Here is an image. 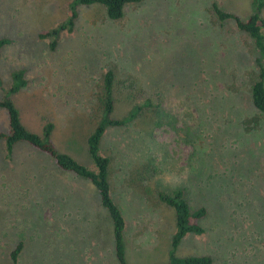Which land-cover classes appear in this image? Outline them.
<instances>
[{
  "label": "rangeland",
  "instance_id": "1",
  "mask_svg": "<svg viewBox=\"0 0 264 264\" xmlns=\"http://www.w3.org/2000/svg\"><path fill=\"white\" fill-rule=\"evenodd\" d=\"M70 0H0V98L14 69L27 83L11 93L21 124L60 153L93 169L88 136L100 114L103 74L114 75L112 116L149 100L130 122L107 128L111 194L123 217L127 264L168 261L175 211L159 191L181 188L203 207L200 234L178 257L210 264H264V115L251 102L258 78L253 38L211 3L245 20L253 0H143L119 19L100 4L78 6L71 32L39 37L64 21ZM264 17V8L261 11ZM0 107V130L7 131ZM87 180L60 170L45 153L0 139V264L21 243L16 264H119L113 226Z\"/></svg>",
  "mask_w": 264,
  "mask_h": 264
},
{
  "label": "trees",
  "instance_id": "2",
  "mask_svg": "<svg viewBox=\"0 0 264 264\" xmlns=\"http://www.w3.org/2000/svg\"><path fill=\"white\" fill-rule=\"evenodd\" d=\"M141 1L143 0H70L68 3L69 14L67 18L57 26L39 32L38 35L40 38L53 36V40L50 44L53 48L56 39L62 31L66 30L71 32L73 30L75 20L78 17V6L100 4L104 6L109 18L119 19L122 17L124 7L127 4ZM253 3L255 7L254 12L245 20L239 18L232 12L221 9L217 2H212L211 7L213 14L218 20L224 21L232 19L237 29L246 32L254 40L260 57L257 59L258 78L251 86V102L253 106L264 115V17L261 14L264 8V0H253ZM8 42L9 40L6 38L0 39V47ZM11 76L13 81L12 85L7 90L5 96L0 98V107L6 110L8 118L7 131L0 130V139L4 140L7 155H11L13 147L17 142H27L33 148L52 158L53 162L60 170L77 175L95 186L94 188L98 194V201L104 210H106L113 226L117 260L119 264H127L124 257L123 243L125 219L121 210L113 200L108 177L109 159L101 153L100 144L107 128L132 121L142 109L151 106L150 101L147 99L142 103L135 104L126 115L121 118H114L112 116L114 110V75L111 70L105 71L103 74V93L100 114L87 140L88 152L94 164L93 169H90L77 162L70 155L57 151L54 143L50 139L52 130L51 123H47L44 126L42 136L27 130L21 124L18 110L9 95L17 92L27 83L24 78V69H14ZM157 197L159 201L174 209L176 221V229L171 237L168 261L160 264H210L211 257L209 255L178 257L175 254L177 246L185 235L188 233L200 234L203 232V228L199 225V220L206 215L205 208L199 207L192 211L184 196V191L181 188L169 192L159 191ZM21 246L22 244L19 243L14 250L11 251L10 258L12 264H16Z\"/></svg>",
  "mask_w": 264,
  "mask_h": 264
}]
</instances>
